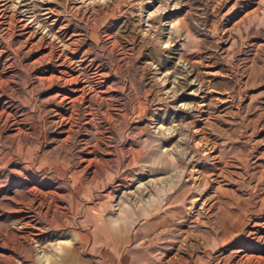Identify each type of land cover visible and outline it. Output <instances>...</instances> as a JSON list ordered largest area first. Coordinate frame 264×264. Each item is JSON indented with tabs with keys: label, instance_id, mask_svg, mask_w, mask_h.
<instances>
[{
	"label": "rangeland",
	"instance_id": "1",
	"mask_svg": "<svg viewBox=\"0 0 264 264\" xmlns=\"http://www.w3.org/2000/svg\"><path fill=\"white\" fill-rule=\"evenodd\" d=\"M0 264H264V0H0Z\"/></svg>",
	"mask_w": 264,
	"mask_h": 264
},
{
	"label": "crops",
	"instance_id": "2",
	"mask_svg": "<svg viewBox=\"0 0 264 264\" xmlns=\"http://www.w3.org/2000/svg\"><path fill=\"white\" fill-rule=\"evenodd\" d=\"M72 91L74 94L75 93L78 94L79 92L83 93V90L81 88L80 89L75 88ZM99 92H101L100 87H98L97 89V93ZM162 158L164 159L163 167L159 168L157 171L165 170L167 172L168 171L170 172L171 170H173L172 167H174L175 165L172 166V164H176V163L172 161L171 157L165 154L162 156ZM181 189H183V187ZM156 205H157V202H155L151 206L141 207L143 208L141 209V211L143 212L144 216L149 217V216L157 215V212L159 211L160 208L159 206H156ZM125 212H123L124 219H127L128 217L132 218L135 214V211L132 209H127V212L126 213ZM151 220H153L152 222L153 226H158L162 222V220L158 217H154ZM151 220L149 219V222H151ZM101 221L96 216L95 217L88 216L84 222L86 226H91L90 231H88L89 235L85 234L87 235L85 236V235H81L80 233L79 237L84 236L88 241L89 239L92 240L91 246L89 245L92 253L96 250L100 251L104 249V253L102 252L101 253L104 255V258H105L112 254L118 242L120 241L123 243L125 242L124 233L126 232V227L121 220L120 222L117 220H113V219H106V220H103L102 222ZM118 234L122 235L121 239L118 238L119 237ZM117 239H120V240H117ZM64 247H65L64 250L67 251L65 252L66 253L65 256H70L72 259H75V260L78 259L80 252L77 246L68 245Z\"/></svg>",
	"mask_w": 264,
	"mask_h": 264
}]
</instances>
